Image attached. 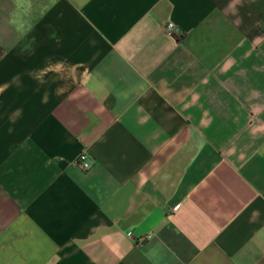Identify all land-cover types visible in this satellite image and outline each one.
Here are the masks:
<instances>
[{
	"label": "crops",
	"instance_id": "0c3cea01",
	"mask_svg": "<svg viewBox=\"0 0 264 264\" xmlns=\"http://www.w3.org/2000/svg\"><path fill=\"white\" fill-rule=\"evenodd\" d=\"M0 264H264V0H0Z\"/></svg>",
	"mask_w": 264,
	"mask_h": 264
},
{
	"label": "built area",
	"instance_id": "2783aa9c",
	"mask_svg": "<svg viewBox=\"0 0 264 264\" xmlns=\"http://www.w3.org/2000/svg\"><path fill=\"white\" fill-rule=\"evenodd\" d=\"M174 30H175V27L170 22H167L163 26V32L167 35H172ZM74 165L77 166L82 171H87L91 168L92 161L86 152H82L75 160Z\"/></svg>",
	"mask_w": 264,
	"mask_h": 264
}]
</instances>
